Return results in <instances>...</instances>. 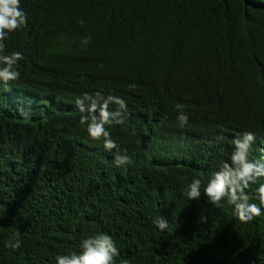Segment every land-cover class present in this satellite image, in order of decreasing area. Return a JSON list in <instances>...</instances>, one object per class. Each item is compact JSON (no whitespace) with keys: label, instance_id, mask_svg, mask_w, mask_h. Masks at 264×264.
Masks as SVG:
<instances>
[{"label":"trees","instance_id":"16d2710c","mask_svg":"<svg viewBox=\"0 0 264 264\" xmlns=\"http://www.w3.org/2000/svg\"><path fill=\"white\" fill-rule=\"evenodd\" d=\"M20 7L26 24L4 48L21 53L20 76L0 83V264H55L98 232L111 235L115 264H264V210L243 223L226 201L185 191L244 131L255 136L249 159L264 162V0ZM97 92L125 101L124 123L106 126L117 149L79 123L74 99ZM16 233L20 247H6Z\"/></svg>","mask_w":264,"mask_h":264},{"label":"clouds","instance_id":"9594fccd","mask_svg":"<svg viewBox=\"0 0 264 264\" xmlns=\"http://www.w3.org/2000/svg\"><path fill=\"white\" fill-rule=\"evenodd\" d=\"M26 14L20 7V0H0V83L7 85L16 81L20 73L16 68L22 59L20 52L5 53V41L9 34L26 24ZM87 101V107L85 102ZM74 104L81 115L79 123L85 126V131L93 140L102 139L105 150L117 149V144L110 138L106 126L121 125L125 117V101L119 97L102 96L99 92L89 95L82 94L74 99ZM115 104L118 110H110L109 105ZM182 106L176 105L177 109ZM21 115L26 113L21 110ZM177 119L181 124L187 122V115L180 113ZM255 136L251 131H244L232 141V152L227 161L221 163L218 170L213 171L206 180L202 177H192L186 186V195L189 200H199L201 196L213 207H221L222 201L231 206L232 214L243 223L259 217L264 210V183H259L255 189V198L259 203H250V197L245 191L250 184H256L258 178L264 177V162L249 159ZM128 155L114 156L117 166L129 163ZM202 180L203 191L201 192ZM154 226L163 231L167 227L166 221L160 217L154 220ZM14 243L5 241L6 247L17 249L20 247L19 234L13 235ZM118 250L111 237L106 232H98L83 238L76 250L54 257L55 264H115Z\"/></svg>","mask_w":264,"mask_h":264}]
</instances>
